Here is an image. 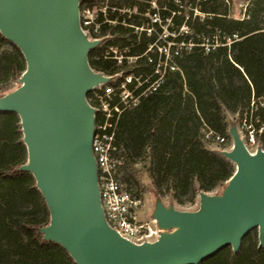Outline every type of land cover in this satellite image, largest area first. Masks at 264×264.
Wrapping results in <instances>:
<instances>
[{"label":"water","instance_id":"1","mask_svg":"<svg viewBox=\"0 0 264 264\" xmlns=\"http://www.w3.org/2000/svg\"><path fill=\"white\" fill-rule=\"evenodd\" d=\"M80 0H0V34L25 61L19 87L0 96V113L20 119L30 173L49 212L39 229L44 241L61 246L75 264H200L222 249L237 253L257 231L264 247V152L250 155L237 127L232 148L220 151L235 168L220 193L198 194L194 211L156 198L151 218L161 233L140 245L106 223L92 155L94 109L87 94L108 78L94 72L88 53L98 46L82 33Z\"/></svg>","mask_w":264,"mask_h":264},{"label":"trees","instance_id":"2","mask_svg":"<svg viewBox=\"0 0 264 264\" xmlns=\"http://www.w3.org/2000/svg\"><path fill=\"white\" fill-rule=\"evenodd\" d=\"M202 10L211 16L196 22L195 32L218 29L237 39L229 47L209 53L195 48L177 58L178 71L158 92L124 111L116 126L120 179L140 198L144 173L156 198L168 197L179 206L194 205L200 192L223 188L234 165L208 149L205 135L211 132L230 142L229 118L238 122L252 99L264 102L263 1L251 2L242 21L226 18L221 0H208ZM96 52L88 53L91 69L105 75L120 70L111 60L94 59ZM24 71L19 49L0 34V96ZM26 162L18 115L0 113V264H75L61 246L39 233L50 217L33 176L18 170ZM200 264H264V247H258L253 230L237 253L226 247Z\"/></svg>","mask_w":264,"mask_h":264},{"label":"built area","instance_id":"3","mask_svg":"<svg viewBox=\"0 0 264 264\" xmlns=\"http://www.w3.org/2000/svg\"><path fill=\"white\" fill-rule=\"evenodd\" d=\"M221 1L226 7V18L242 21L255 0ZM207 2L80 0L78 3L82 33L89 41L99 43L94 48L98 52L93 58L111 60L120 68L112 75L92 69L109 80L93 87L86 97L95 111L91 148L97 168L100 205L107 225L123 239L137 245L156 241L161 230L152 219H138L141 198L128 191L120 179L122 158L116 143V126L124 111L158 92L169 76L178 71L177 58L195 48L209 53L220 46L229 47L237 39V35L226 38L218 29L210 34L195 32L196 22L211 16L202 10ZM237 123V132L246 151L250 155L264 152V102L252 99ZM205 139L220 146V151L232 148L225 136L209 132Z\"/></svg>","mask_w":264,"mask_h":264},{"label":"rangeland","instance_id":"4","mask_svg":"<svg viewBox=\"0 0 264 264\" xmlns=\"http://www.w3.org/2000/svg\"><path fill=\"white\" fill-rule=\"evenodd\" d=\"M17 87H19L18 79L15 81H12L10 84L7 85V88L5 89V91H6L5 94L13 91ZM1 88L4 89V87H1ZM229 122H230V125H235L236 127L238 125L235 118L234 119L229 118ZM231 144H232V140H231ZM208 149L211 151L220 152L221 147L217 146L215 144H209ZM139 185H140V190L142 192L141 193L142 205L140 207V210H139L137 216H138V219L140 221H149L152 219L151 213L153 210V206H154V202H155L156 197H155V194L153 192L150 180L148 179V177L145 173L142 174L141 177L139 178ZM221 190H222V188H219L213 193H215V194L220 193ZM162 202L166 206L172 204L176 207V209L181 210V211H194L198 207V197L196 198L194 205L179 206L175 202H172L168 197L163 199Z\"/></svg>","mask_w":264,"mask_h":264}]
</instances>
